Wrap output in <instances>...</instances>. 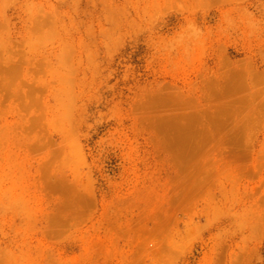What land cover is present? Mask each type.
Returning a JSON list of instances; mask_svg holds the SVG:
<instances>
[{
    "label": "rangeland",
    "instance_id": "obj_1",
    "mask_svg": "<svg viewBox=\"0 0 264 264\" xmlns=\"http://www.w3.org/2000/svg\"><path fill=\"white\" fill-rule=\"evenodd\" d=\"M0 264H264V0H0Z\"/></svg>",
    "mask_w": 264,
    "mask_h": 264
}]
</instances>
